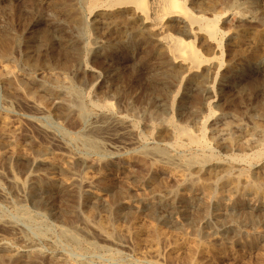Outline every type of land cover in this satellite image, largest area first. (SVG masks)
Masks as SVG:
<instances>
[{
    "label": "rangeland",
    "instance_id": "1",
    "mask_svg": "<svg viewBox=\"0 0 264 264\" xmlns=\"http://www.w3.org/2000/svg\"><path fill=\"white\" fill-rule=\"evenodd\" d=\"M55 1L0 0V43L8 44L3 45L5 49L0 44V54L9 50L11 59L0 56V235L9 249L28 251L25 257L0 252V264H264V219L260 210L264 197L250 192L233 194L228 187L212 197L177 190L165 169L149 172L147 168V163L160 162L152 154L166 149L171 138L160 130L148 139L146 131L149 123L164 127L171 117L180 127L195 132L210 103L216 114L223 115L208 127L215 171H222V164L231 163L233 157L250 156L261 148L262 138L252 135L249 128L264 120V68L254 66L264 57V0L206 3H221L215 14L222 15L219 29L223 31L224 54L217 71L210 51L201 42L195 43L206 59L198 74L203 77L202 87H196L195 78L187 77L182 65L173 64L165 51L159 50L153 36H132L118 43L117 27L130 21L128 8L117 17V27L96 26L89 20V35L82 37L73 27L72 14L56 10L55 5L71 3L82 9L84 0ZM209 13L205 17L210 18ZM93 40L97 45L92 46ZM29 62L35 63L33 67H28ZM64 86L76 90L85 106L89 102L109 103L114 120L126 117L134 129L104 122V112L99 110L79 120L74 108L64 106ZM86 136L97 140L101 149H90ZM231 138L242 139L240 145H229ZM165 153L181 164L192 155L169 148ZM245 167L235 164L230 176L237 178L244 171L242 182L255 178L264 183V163L248 170ZM67 168L73 171L69 173ZM41 176L51 179L54 186L31 190L30 181ZM78 177L98 183L94 188L80 186V195L69 187ZM155 186L175 189L181 197L173 205L157 203L155 197L166 189L157 193ZM149 204L154 206V217ZM89 209L96 214L88 218ZM247 213L252 215L248 221ZM97 221H108L112 230L118 228L113 230L117 239L102 240L94 230ZM151 225L167 236L169 233L172 244L162 237L155 243L148 234ZM73 226L78 229L77 242L69 239ZM255 238H260L257 245ZM152 247L159 248V256L152 253Z\"/></svg>",
    "mask_w": 264,
    "mask_h": 264
},
{
    "label": "bare ground",
    "instance_id": "2",
    "mask_svg": "<svg viewBox=\"0 0 264 264\" xmlns=\"http://www.w3.org/2000/svg\"><path fill=\"white\" fill-rule=\"evenodd\" d=\"M55 1V0H54ZM73 0H71L72 2ZM210 0H84L83 8L78 9L74 7V5L60 3L55 5L56 10H62L66 12L67 14H72L73 19V27L76 29V32L81 35L82 37H87L89 34V28H88V21L92 20L97 25L104 26L106 28L111 27H117V17L121 15V11L125 8L129 9L130 15V21L126 20V22L121 23L120 26H118V32H117V40L118 43H122L125 39L129 37H138L142 38L146 35H151L154 37L159 50L165 51V53L168 55L169 60L174 63H179L184 67L185 75L187 77L195 78V85L196 87H202L203 86V77L198 75L201 71L202 67L204 66V63L206 61L205 58H203L202 54L196 49L195 43L201 42V44L206 47L210 51V56H212L211 61L214 62L215 68L217 71H219L222 67V56H223V47H222V32L219 29V23L222 19L221 14H215V10L221 5L220 1L209 3V6L206 5L207 2ZM56 2V1H55ZM58 2V1H57ZM76 2V1H75ZM82 2V1H81ZM238 0H233V3L236 4ZM52 3V2H50ZM69 3V2H68ZM76 4V3H75ZM227 4V3H226ZM41 5V4H40ZM205 5L207 6L205 8ZM227 6V5H226ZM52 10V9H51ZM191 10L195 11L193 13ZM211 12L212 14H210ZM235 12V11H234ZM264 12V11H263ZM209 13L210 18L205 17V14L207 15ZM262 15V14H261ZM57 16V15H56ZM52 17V16H51ZM62 17V16H60ZM264 18V13L263 16ZM68 20V19H67ZM263 20V19H262ZM122 22V21H121ZM71 23V22H69ZM70 25V24H69ZM70 31V30H69ZM16 33V32H15ZM75 33V32H74ZM11 34V33H10ZM6 35V34H5ZM48 35V34H47ZM56 35V34H55ZM115 35V34H113ZM225 35V34H224ZM223 35V36H224ZM8 36V35H7ZM7 36H4L8 38ZM2 37V36H1ZM17 37V36H16ZM61 37V36H60ZM11 38V37H10ZM9 38V39H10ZM13 38V37H12ZM67 38V37H66ZM90 38V37H89ZM98 38V37H97ZM4 38L2 37V41ZM96 39V38H95ZM9 41L8 39H6ZM15 40V39H14ZM12 41V39H11ZM16 41V40H15ZM19 41V40H18ZM83 41V40H82ZM14 42V41H12ZM23 42V41H22ZM45 42V41H44ZM101 42V41H100ZM2 43V42H1ZM0 43V44H1ZM6 43V42H5ZM5 43H2V47ZM9 43V42H8ZM16 43V42H15ZM38 43V42H37ZM46 43V42H45ZM82 43V42H81ZM90 43V42H89ZM84 44V43H83ZM92 46L97 45L96 40H93L91 42ZM152 44V43H151ZM8 44L6 43V46ZM253 45V44H252ZM15 46V44H14ZM20 46V45H19ZM44 46V45H43ZM85 46V45H84ZM102 46V45H101ZM200 46V45H199ZM249 46V45H248ZM5 47V45H4ZM3 47V48H4ZM87 48V45L85 46ZM89 47V46H88ZM98 47V46H97ZM260 47V46H259ZM1 48V47H0ZM13 48V46H12ZM15 48V47H14ZM5 49V48H4ZM2 49V50H4ZM10 49V48H9ZM85 49V48H84ZM83 49V50H84ZM64 50V49H63ZM70 50V49H69ZM71 50L77 52L76 47H72ZM9 50L4 51L5 53L2 55L5 60H9L10 56L8 53ZM67 51V50H66ZM90 51V50H89ZM1 52V51H0ZM10 52V51H9ZM67 53V52H66ZM231 53V52H230ZM62 54V53H61ZM87 54V53H86ZM77 55V54H76ZM205 55V54H203ZM28 56V55H27ZM65 55L63 54V57ZM67 56V55H66ZM90 57V56H89ZM208 57V56H207ZM66 58V57H65ZM86 59V58H85ZM11 60V59H10ZM14 60V59H13ZM66 60V59H65ZM62 61H64L62 59ZM70 61V60H69ZM209 61V60H208ZM209 61V62H211ZM30 63V62H29ZM26 63L31 65L33 67L32 63ZM46 63V62H45ZM61 64V63H60ZM252 64V63H251ZM242 65V64H241ZM10 66V65H9ZM8 66V67H9ZM51 66V65H50ZM62 66V65H61ZM212 66V65H211ZM255 68H264V57L254 62ZM30 68V67H29ZM162 68V67H161ZM243 68V67H242ZM33 69V68H32ZM37 69V68H36ZM173 69V68H171ZM71 70V68H70ZM169 70V69H168ZM174 70V69H173ZM263 70V69H262ZM12 72V71H11ZM65 72V71H64ZM171 73V71L169 70ZM176 72V71H175ZM208 72V71H206ZM215 72V71H214ZM264 72V71H263ZM158 73V72H157ZM174 73V72H173ZM154 74V73H153ZM159 74V73H158ZM4 75V74H3ZM51 76V75H50ZM60 76V75H57ZM155 76V75H154ZM163 76V75H162ZM1 77V76H0ZM31 77V76H30ZM52 77V76H51ZM69 77V76H68ZM176 77H178L176 75ZM217 77V75H216ZM54 78V77H53ZM62 78V77H61ZM155 78V77H154ZM168 77H166L167 79ZM63 79V78H62ZM171 79V78H170ZM179 79V78H178ZM183 79V77H182ZM61 80V79H60ZM162 80V79H161ZM176 80V79H175ZM181 80V79H179ZM191 80V79H190ZM67 81V80H66ZM68 82V81H67ZM182 82V80H181ZM74 83V82H73ZM11 84V83H10ZM44 84V82H43ZM181 84V83H180ZM45 85V84H44ZM256 85V84H255ZM35 86V85H34ZM46 86V85H45ZM68 86L69 83H68ZM158 86V85H157ZM193 86V85H192ZM60 87V86H59ZM58 87V88H59ZM67 87V86H66ZM64 86V88H66ZM10 88V87H9ZM207 91L210 90L209 87H204ZM164 89V88H163ZM33 90V89H32ZM38 90V89H37ZM213 90V89H212ZM62 91V90H60ZM37 92V91H36ZM64 95H65V102L64 106L68 109H75L76 114L79 118V120H82L86 117L89 112L93 110H99L101 112H104V117L102 120L104 122H110V123H117L121 124L123 127L127 128L128 130H133V126L131 124H128L129 122L126 121V117L120 118L118 120H114V117L111 116V108L112 106L105 102L102 105L95 104L93 102H89L88 105H83L81 103V98L79 93L74 90L72 87H67L64 89ZM211 92V91H209ZM31 93V92H30ZM39 93V92H38ZM43 93V92H42ZM196 95V94H195ZM47 96V95H46ZM165 96V95H164ZM167 96V95H166ZM32 98V96H30ZM161 97V96H160ZM85 98V97H84ZM86 99V98H85ZM83 100V99H82ZM95 102V101H94ZM85 103V102H84ZM173 103V101H172ZM37 104V103H35ZM101 104V103H100ZM112 104V103H111ZM178 106V105H177ZM64 107V108H65ZM114 107V106H113ZM203 108V107H202ZM171 109V108H170ZM207 114L204 115L201 119V121L197 125V129L194 132L193 130L185 127H180L177 125L174 120L170 117L165 121L164 127H161L157 123H149L146 126L147 131V137L148 139L154 138L157 133H160V130H164L168 133L169 138H171V143L165 145L166 149H172L174 151L179 152H191L192 155L188 160L183 161L182 164L179 162H174L172 160L171 155H166V149H157L154 150L153 156H156L157 158H160V162H152L147 163L148 166L147 169L149 172H157L159 169H165L168 173L172 175L173 184L176 186V189H183L185 191H191L193 193L199 192L202 195L206 197H212L216 196L217 191H224L226 187L229 191H231L233 194H242L245 192H250L255 194L258 197H264V183L257 181L254 178V181H248L245 180L244 182L241 181V178L244 176V171H241L239 175H237V178H232L230 176L231 171L234 168L235 164H242L248 168H251L255 165H258L259 163H264V120L263 124H256L254 123L251 128H249V131L252 135H258L259 139L262 138L263 142L261 145V148L251 153L250 156H244L243 158L233 157L231 159V163L225 165L222 164V171H220L223 175L220 176V172L218 173L215 171L217 167H214V163H212L215 160L214 150L211 149V146L209 145L207 141L208 136V127H210L211 124H213L214 121H217L220 119L223 115H218L212 110V105L209 103L207 104ZM62 111V110H61ZM256 113V112H255ZM96 114V113H95ZM195 114V113H194ZM254 114V112H253ZM252 115V114H251ZM192 117V116H191ZM193 118V117H192ZM95 119V118H94ZM88 120V118L86 119ZM100 120V119H99ZM152 120V119H151ZM159 120V119H158ZM161 120V119H160ZM160 122V121H159ZM6 123V121H5ZM110 123H108L110 125ZM75 124V123H74ZM95 124V123H94ZM98 124V123H97ZM101 124V123H100ZM107 124V123H106ZM85 125V124H84ZM103 125V124H102ZM112 125V124H111ZM116 125V124H115ZM101 126V125H99ZM114 126V125H113ZM196 126V125H195ZM81 127V126H80ZM103 127V126H102ZM115 127V126H114ZM188 127V126H187ZM241 126H238L237 128H240ZM93 127H91L92 129ZM96 128V127H94ZM106 128V127H105ZM116 128V127H115ZM145 128V127H144ZM2 129V126H1ZM113 129V128H112ZM6 130V129H5ZM114 130V129H113ZM117 130V129H116ZM245 130V129H244ZM94 131V130H93ZM122 131V130H121ZM219 131V130H218ZM231 131V130H230ZM3 132V131H2ZM124 132V131H123ZM127 132V131H125ZM165 132V133H166ZM131 133V132H130ZM219 133V132H218ZM82 134V133H81ZM89 134V133H88ZM128 134V133H127ZM126 134V135H127ZM164 134V133H163ZM223 134V133H222ZM229 134V133H227ZM1 135V134H0ZM3 135L10 137L11 134L8 132H3ZM123 135V134H122ZM166 135V134H164ZM80 136V135H79ZM125 136V135H123ZM77 137V136H76ZM82 137V136H81ZM251 137V136H250ZM253 137V136H252ZM255 137V136H254ZM9 139V138H8ZM81 139V138H80ZM87 139V140H86ZM85 141H87V145L90 149L93 151H97L101 149L99 148V145L97 143L93 142L90 137L86 136ZM128 139V138H127ZM161 139V138H160ZM209 140V139H208ZM242 140V139H241ZM241 140L236 138H231L228 140L229 145H236L239 146L241 143ZM249 140V139H248ZM261 141V140H260ZM211 142V141H210ZM145 143V142H144ZM153 143V142H152ZM166 143V142H165ZM212 143V142H211ZM2 144V143H0ZM261 144V143H260ZM136 145V144H135ZM244 145V144H243ZM258 146V145H257ZM103 148V147H102ZM144 148V147H143ZM142 149V148H141ZM165 149V150H164ZM146 150V148H145ZM152 150V149H151ZM245 151V150H244ZM88 152V151H87ZM147 152V151H146ZM151 152V151H150ZM171 152V151H170ZM149 153V152H148ZM91 155V154H90ZM96 155V154H95ZM117 155V154H116ZM178 156V155H177ZM219 156V155H218ZM224 156V155H223ZM121 157V156H120ZM142 157V156H141ZM98 158V157H97ZM103 158V157H102ZM108 158V157H107ZM68 159V158H67ZM105 159V158H104ZM229 159V158H228ZM46 160V159H45ZM98 160V159H97ZM146 160V159H145ZM156 160V159H155ZM159 160V159H158ZM177 160V159H176ZM71 161V160H70ZM153 161V160H152ZM221 161V160H220ZM53 162V161H52ZM90 162V161H89ZM94 162V161H93ZM151 162V161H150ZM178 163V164H176ZM92 164V163H91ZM102 164V163H101ZM93 165V164H92ZM66 167V165L64 166ZM69 167V166H68ZM72 167V166H71ZM245 167V168H246ZM68 169V168H67ZM72 169V168H71ZM71 169H68V172L70 173ZM65 170V169H64ZM63 171V170H62ZM73 171V169H72ZM261 171V170H260ZM75 172V171H74ZM77 172V171H76ZM139 172V171H138ZM142 172V171H141ZM250 172V171H249ZM247 173V171H246ZM261 173V172H260ZM82 174V173H81ZM79 175V174H78ZM206 176L205 178H202V176ZM263 175V174H262ZM261 175V177H263ZM30 176V175H29ZM31 177V176H30ZM86 177V176H85ZM247 177V175H246ZM79 178V177H78ZM76 180L71 181V185L69 187H74L75 192L78 194L80 186L85 185L89 188H94L93 186L98 183V180L88 179V178H79ZM161 178V177H160ZM33 179V178H32ZM166 180V179H165ZM243 180V179H242ZM256 180V181H255ZM264 180V178H263ZM13 181V180H12ZM64 181V180H63ZM167 181V180H166ZM15 182V181H14ZM31 184V190H38L43 191L45 189H48L50 187L54 186V183L51 181V179L47 177H39L35 178L32 181H30ZM171 182V181H170ZM162 183V181H161ZM24 184V183H23ZM30 184V183H29ZM159 184V183H158ZM165 186V185H163ZM166 187V186H165ZM12 188V187H11ZM18 188V187H17ZM164 188V187H162ZM159 186L154 187V191L161 192L162 189ZM170 188V185H169ZM14 189V188H13ZM20 189V188H19ZM166 190L163 191L164 194H159L155 197L156 202L160 204L168 203L169 205H173L178 199V192L177 190H167V188H164ZM1 190V189H0ZM15 190V189H14ZM73 190V189H72ZM153 190V189H152ZM95 191V190H94ZM227 192V191H226ZM93 193V192H92ZM82 194L81 192L79 193ZM116 194V193H115ZM120 194V193H119ZM83 195V194H82ZM186 195V194H185ZM79 196V195H78ZM94 196V194H93ZM92 196V197H93ZM49 197V196H48ZM96 197V195H95ZM116 197V196H115ZM181 197V196H180ZM227 197V196H226ZM94 198V197H93ZM117 198V197H116ZM198 198V197H197ZM229 198V197H228ZM78 199V197H77ZM96 199V198H94ZM140 199V198H139ZM181 199V198H180ZM212 199V198H211ZM224 199V198H223ZM231 199V198H230ZM116 200V199H115ZM183 200V199H182ZM205 200V199H204ZM20 201V199H18ZM202 201V200H201ZM123 202V201H122ZM22 203V202H21ZM23 204V203H22ZM21 204V205H22ZM76 204V203H75ZM80 204V203H79ZM88 204V203H86ZM90 204V203H89ZM226 204V202H225ZM150 205V204H149ZM90 206V205H89ZM112 206V204H111ZM181 206V205H180ZM206 206V205H205ZM215 207V206H214ZM21 208V207H20ZM116 208V207H115ZM171 209V208H169ZM208 209V208H207ZM249 209V208H248ZM25 210V209H24ZM76 210V209H75ZM115 210V209H113ZM150 210V211H149ZM149 213L151 212V216H155L154 212V206L150 205ZM262 212V218L264 219V207L260 208ZM20 211V210H19ZM250 211V210H247ZM22 212V211H21ZM66 212V211H65ZM74 212V211H73ZM107 212V211H106ZM111 212V211H110ZM116 212V211H115ZM174 212V211H172ZM233 212V211H232ZM235 212V211H234ZM243 212V211H242ZM252 212V211H251ZM76 213V212H75ZM96 214V211L93 212L92 209L88 210V218L93 214ZM200 213V212H199ZM246 213V212H245ZM93 214V215H95ZM180 214V213H179ZM130 215V214H129ZM207 215V214H206ZM231 215V214H230ZM246 215V214H245ZM247 219L246 221L252 219V215L247 213ZM97 216V215H96ZM110 216V215H108ZM113 216V214H112ZM134 216V215H133ZM150 216V215H148ZM104 217V216H103ZM111 217V216H110ZM114 217V216H113ZM130 217V216H128ZM87 218V219H88ZM105 218V217H104ZM104 218H102L104 220ZM150 218V217H149ZM29 219V217H28ZM133 219V218H132ZM156 219V218H155ZM93 221V220H91ZM158 221V220H156ZM155 221V223H156ZM211 221V220H210ZM111 222V221H110ZM129 222V221H128ZM226 222V221H225ZM254 222V221H253ZM5 223V222H4ZM74 223V222H73ZM69 224V223H68ZM93 224V223H92ZM148 224V223H147ZM256 224V223H255ZM258 224V223H257ZM72 225V224H71ZM113 225V222H112ZM119 225V224H118ZM141 225V224H139ZM254 225V224H253ZM75 226V225H74ZM72 227L70 231L72 230V233L69 235V239L72 241L77 242L76 235L77 234L75 229L76 227ZM108 221H97V224L94 227V230H96L99 236L104 241H111L112 238L117 239L113 234L115 229L113 226V230L109 227ZM133 226V225H132ZM150 226V225H149ZM154 225H151V227H148V231L151 236L154 237L155 243H159L158 239L168 240L167 234H165L164 231H160L157 227H153ZM85 227V226H84ZM131 227V226H130ZM136 227V226H135ZM139 227V226H138ZM175 227V226H174ZM140 228V227H139ZM147 228V227H146ZM67 229V227H66ZM123 229V228H122ZM130 229V228H128ZM127 229V230H128ZM74 230V231H73ZM119 230V229H118ZM137 230V229H136ZM135 230V231H136ZM146 230V229H145ZM69 231V230H68ZM83 231V230H80ZM122 231V230H120ZM264 231V230H263ZM61 232V231H60ZM67 232V231H66ZM119 231L116 232V234ZM125 233V232H124ZM179 233V231H178ZM182 233V232H181ZM247 233V232H246ZM256 233V231H255ZM14 234V232H13ZM62 234V233H61ZM121 234V233H120ZM119 234V235H120ZM147 234V236H148ZM173 234V233H172ZM197 234V233H196ZM67 235V234H66ZM81 235V234H80ZM88 235V234H86ZM85 235V237H86ZM118 235V236H119ZM214 235V234H213ZM83 236V235H82ZM98 236V235H97ZM98 236V237H99ZM125 236V235H124ZM172 236V235H171ZM174 236V235H173ZM197 236V235H195ZM94 237V236H93ZM126 237V236H125ZM124 237V238H125ZM119 238V237H118ZM121 238V237H120ZM119 238V239H120ZM130 238V237H129ZM139 238V237H138ZM173 238V237H171ZM231 238V237H230ZM66 239V238H65ZM83 239V238H82ZM118 239V241H120ZM127 239V238H126ZM70 240V241H71ZM140 240V239H139ZM206 240V239H205ZM116 241V240H115ZM117 241V242H118ZM172 244L170 239L168 240ZM167 241V242H168ZM225 241V240H224ZM254 243L259 244L260 238H255ZM141 242V241H140ZM75 243V242H74ZM111 243V242H110ZM119 243V242H118ZM144 243V242H143ZM162 244V242H160ZM166 243V242H164ZM219 243V242H218ZM217 243V244H218ZM7 244V243H6ZM5 244L2 236L0 235V252L5 253L8 255H11L12 252L16 253V255H20V257L28 256L27 250H21L19 251H13L7 247ZM89 244V243H88ZM174 244V243H173ZM191 244V243H190ZM207 244V243H206ZM75 245V244H74ZM159 245V244H158ZM167 245V244H166ZM93 246V245H92ZM91 246V247H92ZM143 246V245H142ZM162 246V245H161ZM164 246V245H163ZM141 247V246H140ZM192 247V246H191ZM241 247V246H240ZM261 247V246H260ZM11 248V247H10ZM145 248V247H144ZM173 248V247H172ZM197 248V247H196ZM26 249V248H25ZM153 249V247H152ZM156 248L153 249V252H151L155 255H158V251ZM171 250V248H170ZM150 251V250H149ZM262 251V250H261ZM190 252V251H189ZM263 252V251H262ZM145 253V252H144ZM240 253V252H239ZM242 253V252H241ZM149 254V253H148ZM151 254V253H150ZM152 254V255H153ZM193 254V253H192ZM243 254V253H242ZM255 254V253H254ZM257 254V253H256ZM37 255V254H36ZM139 255V254H138ZM191 255V254H190ZM5 256V255H4ZM14 256V255H13ZM159 256V255H158ZM259 256V255H258ZM261 256V255H260ZM264 256V255H263ZM1 257V256H0ZM15 257V256H14ZM154 257V256H153ZM28 258V257H26ZM10 259V258H9ZM1 260V259H0ZM264 262V261H263ZM150 263V262H149ZM262 263V262H261ZM186 264V263H185ZM192 264V263H191Z\"/></svg>",
    "mask_w": 264,
    "mask_h": 264
}]
</instances>
